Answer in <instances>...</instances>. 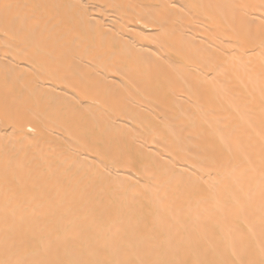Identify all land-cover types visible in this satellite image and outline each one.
<instances>
[{
    "label": "bare ground",
    "instance_id": "obj_1",
    "mask_svg": "<svg viewBox=\"0 0 264 264\" xmlns=\"http://www.w3.org/2000/svg\"><path fill=\"white\" fill-rule=\"evenodd\" d=\"M0 264H264V0H0Z\"/></svg>",
    "mask_w": 264,
    "mask_h": 264
}]
</instances>
